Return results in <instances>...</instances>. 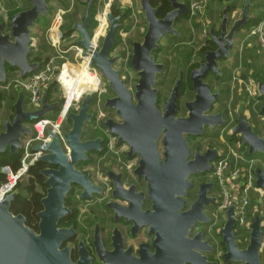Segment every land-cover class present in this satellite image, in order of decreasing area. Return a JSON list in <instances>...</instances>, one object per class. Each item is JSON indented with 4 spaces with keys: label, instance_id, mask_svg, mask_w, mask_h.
<instances>
[{
    "label": "water",
    "instance_id": "obj_1",
    "mask_svg": "<svg viewBox=\"0 0 264 264\" xmlns=\"http://www.w3.org/2000/svg\"><path fill=\"white\" fill-rule=\"evenodd\" d=\"M30 7L11 16L9 31H4L0 22V84L6 81L7 66L15 69L20 79L38 71L41 63L30 61L32 51V29L40 17L46 16L51 7L46 0H27ZM172 10L165 17L157 16L158 8L150 0H140L147 21V30L141 41H134L131 48L130 65L137 75L134 91L129 88L120 75L116 64L120 55L112 56L118 29L124 17L122 11L115 16L107 13L109 24L101 46L90 48L92 38L88 28L92 19L94 0H88L83 22L73 21L72 29L78 32L80 39L76 44L89 55L91 66H95L113 91L112 97H105L103 109L110 110L112 116L103 121L108 133L117 138V144H126L127 157L138 156L134 175L143 180L147 187L145 192L128 196L121 189V176L112 170L110 164L105 176L115 183L114 198L122 197L130 201V209L124 214L126 222L131 225L132 234L144 230L153 236L152 244L142 243L137 254L132 248L108 252L102 245L98 225L95 229V246L100 260L104 264H221L212 261L210 254L213 245L204 237L202 231H195L211 223L206 208L216 202L210 194L214 182L202 180L196 185L194 199L189 201L190 191L194 186V177L212 171V163L223 151L207 147L204 150H192L189 137H201L206 130L222 129L226 126L223 111L213 112L221 93L214 92L208 81V74L222 76L218 61H232L237 32L252 19V0H245L242 15L229 27V10L235 0H229L222 10L220 32L216 34L209 23L210 40L215 50H205L203 62L190 72L193 97L184 101V115H179V101L182 87V65L165 102L159 107V90L156 87L158 77L165 71V64L158 62L154 52L160 49L163 37L172 35L180 37L181 32L175 25L188 14V5L182 0H167ZM109 1L105 3L107 8ZM56 81V80H55ZM48 83L42 91L40 107L26 110L23 104L26 92L22 86L16 88V101L13 105L15 115L12 121H5L0 131V154L15 156L21 151L23 137L33 135L31 123L53 114L63 103L50 102ZM256 90L264 98V80L256 79ZM94 92L83 95L79 108L69 113L70 128L62 133V138L47 131L46 141L32 145L33 153H40L35 163L46 165L40 174L45 178L47 187L41 199L42 210L37 214L38 229L27 224L23 214H14L11 205L20 195L14 190L0 201V264H92V257L80 240L79 259L73 260L72 248L64 244L76 235L74 228L60 227L62 218L71 214L66 205L68 194L73 186L80 188V198L90 200L101 194V188L91 179L90 173H84L78 164L89 159L90 153L103 151L104 138H84L87 124H91L94 113L90 110ZM1 99V94H0ZM264 114V105L261 107ZM237 122L227 129L228 136H238L240 147L248 155L262 154L264 160V135L254 130L247 119L243 104L236 107ZM264 127V119H263ZM256 185L264 189V167H255ZM232 196L224 210L225 220L217 233L225 245L221 255L223 264H264L262 214L257 205L252 209V220L248 225L249 241L240 248L235 233L237 220L236 207L239 203L241 183L228 182ZM1 185V181H0ZM135 189V185H132ZM150 206L142 208L145 198ZM120 216V215H118ZM118 216L116 219H118Z\"/></svg>",
    "mask_w": 264,
    "mask_h": 264
},
{
    "label": "rangeland",
    "instance_id": "obj_2",
    "mask_svg": "<svg viewBox=\"0 0 264 264\" xmlns=\"http://www.w3.org/2000/svg\"><path fill=\"white\" fill-rule=\"evenodd\" d=\"M107 1H109V3H110V0H98V13L96 14V17H95L97 19V24H96L97 28L96 27L94 28V36H95V31L97 33H100L99 41H96V40L93 41L94 36L92 38V44L97 49L101 46L103 37H104L106 31L108 30V26H109L107 21H106V25H105V22H104L105 21L104 20V17H105L104 13L106 11H111V7H112V6L110 8H106L105 7V3ZM113 1H112V3L114 4L116 0H113ZM182 1L186 2L187 0H182ZM118 2H119L118 4L120 5V7L122 8V11L124 12V14L127 11L131 12L129 14V16H128V19L125 20L124 23H121V26H120V28L118 30L119 37L121 38L120 42L123 39H125L126 42H127V45L129 44V48H132V43L134 41H141L143 39V36H144L146 30H147V21L145 20L144 11L141 8L140 0H118ZM243 2H244V0H240L236 10L233 13L229 14V20H230L229 27L231 26L232 22L235 19L239 18L242 15ZM85 3H86V0H79L78 7L73 12H71V13L67 12L64 15V21L66 23L63 22L65 24V26H64V28L62 30L63 33H65V30L67 29V27H69V25L71 23V21H69V19H68V16L74 14V16H75L74 20H76L78 22H83V17L85 18L86 9H87V4L85 5ZM48 4L51 7L50 12L46 16L40 17V19L38 20L40 22H37L38 24L36 26V29L38 31L34 30L33 34H35V35H32V38H34L33 42H32L33 43L32 47L34 48V50L37 49L38 42H40V39L42 38V36H45V39L47 38V40H48V37H46V35H47V29H48L49 21H50L52 15H53V9L56 6H60V4L58 3L57 0H49ZM223 5L224 4L221 1L220 3H218L217 8H221V7H223ZM29 7H30V4H29V2L27 0H0V22L4 24V31L5 32L9 31V21H10V18L12 16V14L16 13L17 11L25 10V9H27ZM181 24L182 23L178 22L177 25H175V27L178 30H180V32L182 33L181 36L179 37L180 39H182L180 41V43L174 42V40H173L174 37L172 35H168L166 37H163L161 42H160L161 46H160V49L158 50L159 53L155 57V58H157L158 62H161V63L165 62L166 64L169 62V64H170V65L168 64L169 65L168 72H166V74H165L166 78L162 79V76L165 73L164 72L162 75L159 76L158 84L156 86L158 88V90H159V99H158L159 102L158 103H159V107H161V109H163V107L165 105V102L167 100V97L169 96V94L171 92V89L174 86V82H175V79L177 77V74H178L179 68H180L179 67L180 65L178 64V62L176 61V59L174 57L176 52H170L169 49L171 47L175 48L177 46V44H179L182 48L187 46V48H186V50L184 52V55H186L187 52L190 50V47H191L190 46L191 39L189 37L187 39H185L184 37H187L185 35V33H186L187 30H190L191 27H193V29H194V40L192 41V44L194 45V48L195 47L197 48V50H195V52H193V53L191 52L190 58L187 61V64L182 66V69H183L182 73L185 75L184 77L186 79V82H185V85H184L185 89H187V90L192 89L191 85H190V82H189L190 72L194 68L199 67L200 63L203 62V58H204L203 57L204 56V52H203V56H201L200 52H199L203 47H205V46H202V44H205V41H202V39H201V38H203L201 36L202 35L201 34V24H198L199 25L198 28H196V24L194 26H191V24H189L187 22H185L184 25H181ZM180 26L182 27V29L180 28ZM217 27H219V25ZM218 31L219 30H217L215 32L219 33ZM250 32H251V29H246V28H242V29H240L237 32V34L235 36V46H234L235 48L231 52V55L233 56L232 63H230L229 61L225 60V61L221 62V65H220L221 68L229 69L231 67V69L233 71V69L235 67L239 66L240 62H241V67L239 69L240 72L242 74L247 72L248 65H244L243 59H242L243 56L237 55L236 53H240V52H237L236 50L239 49V47H241V41H242L243 35H247ZM208 37H209V35L206 38H208ZM206 38H204V39H206ZM79 39H80V36H79L78 32H75L70 38H65L61 42L60 45L62 47V50L66 49L68 51L67 55H68L69 59H70V57L74 58V62H72L71 60H69V61L67 60V62H66L67 64L64 63L65 65L63 64L64 66H63L62 69H64L67 66V67H72V68H74L75 70H77L79 72L83 67H85L89 71V68H88V63H89V60H90L89 59V55H86L85 54V50H82L79 47V45L76 44V41H78ZM253 39L255 40L256 37H253ZM47 40H46V42H47ZM50 46H52V45H50ZM78 49H80L81 51H79ZM54 52H56V53H54ZM125 52H126V48L124 47V44L122 42L119 46H117V48H115L114 51H112V56L120 55V57L118 59V62L116 64V69L119 70L121 77L126 80L127 85L129 86V88L133 90L134 89V85L137 82V75L133 71V69L131 68V65H130L131 57L129 58L128 66H127V69L125 70V68H124L125 61H124V57H123ZM50 54L52 55L51 58L55 59L58 62V58H59L58 54L59 53H58V51L55 48L52 47V49L50 50ZM252 55L255 56V58L258 59V60H257V62L256 61H251V63H253L257 68H259L261 66H264L263 64H261V62H263L262 58L256 57V52L252 53ZM252 55H249V59H253ZM30 61H32L31 58H30ZM259 61H261V62H259ZM68 62L72 63V64H69ZM196 65H198V66L195 67ZM10 69L11 68H9L7 66V71L8 72L10 71ZM184 70H185V72H184ZM252 70H253L254 73L256 72L254 67H252ZM91 74L96 77L95 74H93V73H91ZM98 74H99V79H100L99 92L98 93H94L93 100H92V103H91V108L92 109H90L93 113H94V110H96V113H94V118L92 119L91 124L90 123L87 124L86 127H92L95 130L96 137L102 136L104 139H108L109 138V136H108L109 133H108L107 129L105 127H103V125H102L104 120L102 121V119H98V118H101V117H99L100 114L97 111V106H98L97 104H100V102H101L102 106H103L104 98L105 97L106 98L107 97H112L114 95V93L109 88L108 83L102 77V75L100 74L99 70H98ZM248 75L250 76L251 74H248ZM11 77L14 78V76H11ZM250 77L253 78V76H250ZM182 78H183V75H182ZM161 81L162 82L164 81V82L161 83ZM56 84H57V88L59 90H57L55 94L60 96L61 98H63L64 94H65L64 88H63V83H61V82L59 83L58 81H56ZM229 84H230V87H231V80L229 81ZM3 85H4V83L0 84V88H1L0 91L1 92L4 91L2 89ZM215 86L216 87H215L214 92L221 93V91H220L221 89L218 88L219 86L218 87H217V85H215ZM236 90H239L243 94L242 96H245L243 87L237 86ZM1 92H0V94H1ZM84 94L85 93H82L81 94L82 97L80 98V100L73 104V108L70 110V112L71 111H75L76 112V110L80 106V102H81ZM95 96H96V98H95ZM230 96H231V92L229 93V97L227 99H225V100H222V99L220 100V97H219L218 103L215 104L213 112L217 113L219 111H224L225 108H227V106L229 105L226 102H228ZM94 98H95V101H94ZM181 98H182L183 102L187 101V100L188 101L191 100L190 98H186L185 96H181ZM235 100H236V96L234 97V99L232 101L233 106H234ZM240 100L244 101V99H241V98H240ZM242 104L244 106V102ZM61 107L62 106H60L58 111H55L54 116H56V117L58 116V114L61 111ZM236 107H237V105L234 106L235 114H236ZM102 110H104V112L106 113V117L112 116V114H113L112 112H109L110 110H105L103 108H102ZM244 110H245V107H244ZM183 111H184V113H182ZM225 113H226V110H225ZM179 114L180 115H184L185 114V109L184 108L181 109ZM254 119H256V118H254ZM258 120H253L251 123L253 125L254 130L257 131L258 133H260V131L264 130L263 123H262L263 120L262 121H258ZM0 122H2V121H0ZM236 122H237V115H236ZM70 126H71V121H70L69 116H68L67 121L64 124V127H66V129H68V128H70ZM227 129L224 130V133L220 134L221 135V140H222V145H219V143H217V142H219L218 140H214V142H212L209 138H206L205 136H207V135L204 134L202 136V138L205 137L206 139L203 138L201 140L202 143H203V145L201 146V150L202 149L204 150L207 147L219 148V149L223 150L224 141L226 140V137L228 135L227 134ZM220 131H222V130H220ZM208 134H209V132H208ZM83 137H85L84 134H83ZM112 137H115V136H112ZM196 138H198V137H194V139L189 140L191 148H192V145L195 142L199 141V139H196ZM112 139H114V142L116 143V146H115L114 149H116V152L119 155L120 165H117L116 160L114 158H110L109 156H107L104 159V161L107 162L104 169L107 170L108 165L110 164V167L112 168L113 171L117 172V171H126L127 170V171H129L131 173L132 170H133L134 164H136V166L138 164V160H139L138 156H136L135 159L131 163H127L128 160L125 158L126 151L128 150L127 145L126 144L118 145L117 144V138L115 137V138H112ZM214 143H216V144H214ZM106 152L107 151L102 153V155H107ZM248 156H252V155H248ZM253 157L254 158L257 157V158L261 159V161H262V163L264 165V160L262 159V154L257 153L255 155H253ZM19 160H21V158H19ZM88 161L89 160L80 162L78 164V168L81 170L82 167H86L87 165H85V164ZM88 165H90V166L93 165L94 166L93 172L95 174V178L96 179H97V177L98 178L106 177L105 174H104L105 172H103L105 170L99 169V167L97 166L96 163H91V164H88ZM113 165H114V167H113ZM127 167H129V168H127ZM209 175H211V172L207 173V174L206 173L203 174L202 175V179H206L207 180ZM196 177H198V176H196ZM28 179H29V176H25L23 181L18 184L16 190H18L20 192V195L24 194V190H25L24 189V184L27 183ZM212 192H214V194H215V193L219 192V189L217 190V188L215 187V190L213 189ZM191 195H190V197H191ZM193 198H194V196H193ZM220 202H221V198H220ZM254 205L258 206L260 212L264 208V189H262L260 196L253 200V207H254ZM219 206H220V203H219ZM81 207H83V206H81ZM206 212H207V214L209 215V217L211 218L212 221L215 220L214 213H213L212 210H210V209L207 210V208H206ZM213 223L211 222L210 224H207V225H205V226H203L201 228H203V229H205V228L206 229H211V233L209 235H212V237H216L217 238V236H216V235H218L217 229L214 228L215 226L213 227ZM216 228H217V226H216ZM85 230H83L85 235L82 234L79 237L81 241L86 240V238L88 240L89 237H87V236L91 235V232H90L91 229H90L88 235H87L88 231L86 230L87 232H85ZM81 233H82V231H81ZM220 248L222 249V246H220ZM224 251H225V247H224V250H222L221 252L223 253ZM209 256H210L211 259H212V257H215V259L217 258L213 254H210ZM219 261L223 263V261L221 260V256L220 255H219Z\"/></svg>",
    "mask_w": 264,
    "mask_h": 264
},
{
    "label": "built area",
    "instance_id": "obj_3",
    "mask_svg": "<svg viewBox=\"0 0 264 264\" xmlns=\"http://www.w3.org/2000/svg\"><path fill=\"white\" fill-rule=\"evenodd\" d=\"M78 1L79 0H68V6L64 7L60 5L54 7L53 15L48 24L46 35V37H48L47 41L50 45H52L53 48L58 51L60 58H64L63 54L68 52L63 51L60 45L63 41V31L61 29L64 24V15L67 12H73L78 5ZM112 1L113 0H110L107 8H110L112 6ZM212 1L213 0H187L189 9V24H191V26H194L195 24L198 26V24H201V34L204 38L208 36V28L205 26V19L207 16L206 11L210 7ZM107 13L108 11L104 13L105 25L107 21ZM190 29H192V32H194L193 27H191ZM249 34H252L257 38L260 49L264 51V4L262 19L257 26L251 29V32ZM99 35L100 33H97L95 31V36L93 32L91 38H93L94 36L93 41H99ZM189 38L192 40L191 37ZM122 42L124 44V47L126 48V52L124 54V68L126 70L129 58L131 57V48H129V44L127 45L125 39H123L119 43V45ZM78 50L81 51L80 49ZM56 66H59L58 62L55 59L51 58V60L44 63V65H42L38 71L34 72L30 78L22 80L18 77V75H16L14 78L10 77L9 81L2 86V89L8 90L13 86H22L29 94V109H37L40 107V99L43 88L48 83H52L56 80V78L54 77V69ZM240 67L241 62L240 65L235 68V71L233 72L231 77V96L228 102H226L229 105L227 106V108H225L227 122L223 130L233 126L236 123V114L232 101L236 96L237 86L244 88L245 96L243 102L245 107V114L250 117L256 118V120L259 119L258 121L263 120L262 114H260L259 112L261 99L256 90V81L250 76L242 78L241 72L239 70ZM88 68L91 73L96 75L100 85L98 69L95 66H91L89 63ZM98 92L99 89L95 91V93ZM81 97L82 95L79 98L69 102L68 97L64 94V100L61 104V111L57 117L52 118L45 116L32 123L31 127L33 130V135L24 137L22 142V156L19 168L17 170H14L10 165H5L0 169V174L4 175V180L1 181L0 185V201H2L7 195L16 190L18 184L23 181L25 176H29V169L35 164L36 159L40 155V153L32 152V145L39 141H46L48 138L47 131L49 129H51L53 133L58 134L62 138V133L65 131L64 124L67 121L68 114L73 108V104L75 102H78ZM100 104H97V111L100 114L99 117H101L98 119H102L103 121L106 118V113L104 112V110H102L103 106L101 102ZM94 113H96V110H94ZM108 136V147L106 150L108 152L107 154H112L113 158L116 160L117 165H120L119 155L117 154L116 149H114L116 143L114 142V139H112L115 137H112L109 134ZM256 165L257 163L255 158L252 156H248L247 152L240 147L239 143H233L227 140L224 141L222 156L218 157L214 163L213 175L215 176L219 186L221 209L225 210L228 207L232 196V189L229 186L228 182L231 181L233 183L242 184L240 187L239 203L236 207L237 219L241 225H244L246 222L248 223L250 206L253 203V200L260 196L262 191V189L259 188L255 183Z\"/></svg>",
    "mask_w": 264,
    "mask_h": 264
},
{
    "label": "flooded vegetation",
    "instance_id": "obj_4",
    "mask_svg": "<svg viewBox=\"0 0 264 264\" xmlns=\"http://www.w3.org/2000/svg\"><path fill=\"white\" fill-rule=\"evenodd\" d=\"M117 48V47H116ZM215 46L213 49L210 50H215ZM209 50V49H208ZM124 57V56H123ZM225 61L224 60H220L218 61V65L220 67L221 62ZM223 72L222 76H216L215 74H208L205 78L206 81H208L211 85L212 90H215V85H217L216 81H218L219 83L225 82L228 76V72L227 69L225 68H221ZM10 75L11 72L7 71V77H6V81L4 82L7 83L10 79ZM32 75L27 76L25 79L30 78ZM16 86H13L11 88H9L8 90H4V91H0L1 92V99H0V131L2 130V124L5 121H12L14 115H15V110H14V103L16 101ZM219 89L222 88V86L218 87ZM1 90V88H0ZM222 91V90H220ZM26 92V91H25ZM194 93V91H193ZM58 96V95H57ZM221 98V96H220ZM28 102H29V94L26 92V100L23 104V108L28 110L29 106H28ZM183 101L182 98H180L179 101V113L180 110L183 109ZM218 103V101L216 102V104ZM214 110V109H213ZM225 113V110L223 111ZM184 113V111L182 112ZM180 115V114H179ZM226 115V113H225ZM263 119H264V115H262ZM32 125V124H30ZM209 132V134H208ZM221 133H224V130L220 131V129H216L213 131H208V129L206 130L205 134L207 136H205L206 138H209L212 142H214V140H218L219 145H222V140H221ZM260 133L262 135H264V130L260 131ZM228 136V135H227ZM203 137V138H205ZM202 136L198 137L196 139H199L198 142H200L201 146L203 145L202 143ZM205 138V139H206ZM238 138V142L240 145V139ZM24 139V137H23ZM190 140L194 139V137H189ZM106 142V139H104V143ZM216 144V143H214ZM104 146H103V151H104ZM197 149V148H195ZM201 150V148H198ZM192 150H194L193 146H192ZM203 150V149H202ZM244 150L247 152V150L244 148ZM102 151V152H103ZM223 151V150H222ZM101 152V153H102ZM101 153H99L100 155H97L96 153H90L89 154V161L86 162L85 165H87L86 167H82V171L84 173H90L91 174V179L93 180V182L98 185L101 188V194L100 195H94L92 197V199L90 200H83L80 198V189L78 186H73L71 188V192L68 194V198L66 201V205L69 207V209L71 210V214H69L68 216L64 217L61 219L60 221V227L62 228H74L76 230V235L71 237L65 244L64 246H70L72 248V258L73 260H78L79 259V244H80V235H85L83 230H85V232H87V235L89 234V231L91 229V235L87 236L89 237V239L87 240H83L82 242L84 243L85 248L88 250L89 255L92 257V264H104L99 256H98V252L95 246V229H96V225H98V229H100V233H101V237H102V245L104 247V249H106L108 252H114L116 250H127L128 248H132V252L136 255L137 254V249L138 246H140V244L142 243H150V245L152 244L153 241V236L147 234L144 230H140L137 234L133 235L132 234V229H131V225H129L124 217V214L130 209L131 205H130V201L123 199L122 197L119 198H114V191L116 190L115 188V183L112 182L111 180H109L107 177L104 178H95V174L93 172L94 170V166L93 165H88L91 163H96L97 166L99 167V169L101 170H105V166L106 163L104 161V159L109 156L110 158H113L112 154H107V155H102ZM108 153V152H106ZM248 154V153H247ZM136 156L134 157H127V155L125 156V158L128 160L127 163H131ZM253 157V156H252ZM261 157V156H260ZM263 159V158H262ZM257 165H263L261 159L259 158H255ZM214 163L215 161L212 163L213 167H212V171H211V175L208 176V179H202V178H198V179H194V186L190 191V195L191 197H189V201L193 200V196L195 194V189H196V185L197 183H199L202 180H206V181H211L215 183L214 186V190L215 187L217 188V190L219 189L218 183L216 181L215 176L213 175V169H214ZM262 163V164H261ZM256 165V166H257ZM114 167V165H113ZM136 164H134L133 170L130 173L129 171H115L116 174L121 176V189L118 188V191H123L125 194H127L128 196H135V194H140L141 192H145L146 191V183L143 180H138L137 177L134 175V170H135ZM106 171V170H105ZM103 171V172H105ZM207 174V173H206ZM132 185H135V189L132 188ZM211 196L217 197L215 204H212L211 206L207 207V210L210 209L213 211L214 213V217L215 220H211V222L213 223V227L215 229L216 226L217 227H221L224 223L225 220V214H224V210L221 209V207L219 206L220 202V194L219 192L215 193L212 192L210 194ZM193 198V199H192ZM83 206V207H81ZM150 206V200L146 197L143 200L142 203V208L146 209ZM252 209H253V203L250 206L249 212L250 215L248 216V223L246 222L244 225H241L238 222V219L236 220L235 223V233H236V237H237V242L240 245V248H244L247 246L248 241H249V230H248V225L252 220ZM261 214H262V222H263V230H264V208L261 210ZM120 215V216H118ZM118 216V219H116ZM82 231V233H81ZM197 231H202L204 233V237L206 239H208L211 244L213 245V252L211 254L215 255L217 258L215 259V257H212V261H219V255H222V250H224L225 245L223 244L221 237L219 235H216V237H212V235H209L211 233V229H203V228H199L195 230ZM242 236L246 237V241H242ZM220 246H222V249L220 248ZM123 250V251H124ZM263 250H264V235H263V243H262V248H261V254H263ZM223 264V263H221Z\"/></svg>",
    "mask_w": 264,
    "mask_h": 264
},
{
    "label": "trees",
    "instance_id": "obj_5",
    "mask_svg": "<svg viewBox=\"0 0 264 264\" xmlns=\"http://www.w3.org/2000/svg\"><path fill=\"white\" fill-rule=\"evenodd\" d=\"M46 1L49 3V0H46ZM57 1H58V3L60 5H62L64 7L68 6V0H57ZM253 1H256V0H253ZM150 2L152 4V6L158 8L157 16L159 18L165 17V15L172 10L170 2L167 1V0H150ZM239 2H240V0H236L233 3V5L231 6V8L229 10V14L233 13L236 10ZM87 3H88V0H86L85 5ZM118 3H119L118 0H116L115 3L111 7V11H112V13L115 16H119L120 13L122 12V8L120 7V5ZM186 3H187V1H186ZM77 7H78V5L76 6V8ZM18 12H20V11H17L16 13H18ZM16 13H14V14H16ZM97 13H98V0H94L93 10H92V19H91L90 26L88 28L90 36L93 35L94 28L96 27V24H97V19L95 18ZM130 13L131 12H129V11H127L125 13L124 17L121 20V23H124L125 20L128 19V16H129ZM14 14H12V15H14ZM188 18H189V13L186 16L181 17L176 22V25H177L178 22L182 23L181 25H184V23L186 21H188L187 20ZM68 19H69V21H71V23H70L69 27H67V29L65 30V33H63V40L65 38H70L76 32L75 30L72 29L73 21L75 19L74 14L68 16ZM260 19H261V11L258 12L257 14H254L252 19L246 24V26L244 28L252 29L253 27H255V26H257L259 24ZM83 20H84V17H83ZM38 22H40V21H38ZM64 23H66V22L64 21ZM64 26H65V24H63L61 30H63ZM196 27H198V26L196 25ZM180 28L182 29L181 26H180ZM187 32L188 31H186V33ZM186 33H185V35H186ZM215 33L218 34L217 32H215ZM184 38L187 39L188 37H184ZM120 40H121V38L119 37V34L117 33V39H116V43H115V45L113 47V50H115V48L119 45ZM173 40L176 43H180V41L182 39H180L179 37H174ZM214 46H215V44L208 37L206 39L205 47H203L199 51L200 55L203 56V52L205 50L213 49ZM254 47L255 48H253L252 53L256 52V57L262 58V60H263V62H261L262 60L259 61V62H261V64L264 65V51H261L259 46L258 47L254 46ZM186 48H187V46L182 48L179 44H177V46L175 48L171 47L169 49L170 52H176L174 57H175L176 61L178 62V64L182 65V66L187 64V61L190 58L191 52L192 53L195 52L194 46L193 47L191 46L190 50L187 52V54L184 55V52H185ZM51 49H52V46H50L46 42L45 36H42V38L40 39V42H38L37 49L34 50V48L32 47V51H31V53L29 55V58H31L32 61H38V62L41 63V65H44V63H46L49 60H51V56H52L50 54V50ZM63 51H67V50L65 49ZM54 53H56V52H54ZM67 53L68 52L63 54L64 58H60V57L58 58L59 66H62L64 63L67 62V60L68 61L71 60L72 62H74V58L70 57V59H69ZM158 53H159L158 50L155 51L154 52V56L156 57ZM236 54L239 55V53H236ZM58 56H59V54H58ZM252 57H253V59H248L247 55L244 56L243 63H244V65H248V68H247V72H245L244 74L241 73V77H243V78L244 77H248L249 76L248 74H251L250 76H253L254 80H256L257 78H259L261 80H264V66H261V67L257 68L253 63H251V61H256L257 62L258 59H256L255 56H253V55H252ZM156 60H157V58H156ZM164 64L166 66H165V71H164L165 73L162 76V79L166 78L165 74H166V72H168V68H169V65H170L169 62L167 64L164 62ZM197 66L198 65H196L195 67H197ZM252 67H254V69L256 71L255 73L253 72ZM231 71H232V69H227L228 76H227V79H226L225 82L219 83L218 81H216L217 87L218 86H222L220 100L221 99L225 100V99H227L229 97V93H230L229 81L231 80V77H232V72ZM10 72L13 73V69H10ZM184 72H185V70H184ZM182 75H183V78H182V87H181L180 98H181V96H185L186 98H190L191 99L193 97V92H192L193 88H192V83H191L190 77H189V82H190V85H191L192 89L187 90V89L184 88V85H185V82H186V79L184 77L185 75L183 73H182ZM163 82L161 81V83H163ZM57 90H59V89L57 88L56 81H53L51 83V85L49 86V95L48 96H51V94L56 93ZM95 98H96V96H95ZM95 98H94V101H95ZM260 99H261V106H259V112H260V114L264 115L261 112V107L264 105V98L260 97ZM60 105H61V103H60ZM64 129L66 130V127H64ZM84 136H85L84 138H95L96 137L95 130L92 127H86V129L84 131ZM226 138L228 140H230L231 142H233V143H237L238 142L237 136H232V137L227 136ZM103 146L105 148H104V151L102 153H104L107 150V147H108L107 139H106L105 143L103 142ZM192 146H193L194 149L195 148H201L200 142H195ZM96 154L100 155L99 153H96ZM21 156H22V151H19V153L17 155H15V156H11L8 152L5 153V154H0V169H1V167L5 166V165H10L14 170H17L19 168V166H20L19 158H21ZM44 167H46V165L43 164V163H35L29 169V179H28L27 183L24 184V189H25L24 190V194L17 196L15 198V200L13 201L12 205H11V211L14 214H23L26 217L27 224L31 228H34L36 230L38 229V220H39L37 214L43 208L42 204H41V199L45 196L46 189H47V187L45 185V178L40 174V171ZM197 178H202V176L199 175L198 177H194L193 179H197ZM3 180H4V175L0 174V181H3ZM241 239H242L243 242L246 241V237H244V236H242Z\"/></svg>",
    "mask_w": 264,
    "mask_h": 264
},
{
    "label": "crops",
    "instance_id": "obj_6",
    "mask_svg": "<svg viewBox=\"0 0 264 264\" xmlns=\"http://www.w3.org/2000/svg\"><path fill=\"white\" fill-rule=\"evenodd\" d=\"M221 1L224 4L223 7L217 8L218 3H220ZM221 1L220 0H213L212 1L210 7L206 11V15L207 16H206V19H205L207 28H209V23H211L212 26H213V28H214V31L219 30L218 32H220V25H221V20H222V10H223L225 4L229 0H221ZM244 2H245V0H244ZM244 2H243V5H244ZM263 4H264L263 0H256V1H253L252 0L251 15L254 16V14H257L258 12L261 11V19H262V15H263ZM243 5H242V8H243ZM261 19H260V21H261ZM186 22L189 23V21H186ZM37 24L38 23H35V25H34V27L32 29V35H35V34H33V32H34V30H37L36 29ZM218 25H219V27H217ZM198 27H199V25H198ZM187 31L188 32L186 33V36L192 38V40L190 41V46L193 47L194 45L192 44V41L194 40V32H192V29L187 30ZM208 35H209V30H208ZM253 37H255V36H253L252 34L251 35L250 34L243 35L242 41H241V47H239V49L236 50L237 52H240L239 53V56H243V60H244V56H246V55H247V57L249 59V55H252V50H253V48H255L254 46H257V47L259 46V44L257 42V38L254 40ZM32 39H34V38H32ZM201 39H202V41H205V44H206V39L207 38L204 39V37H203ZM209 39H210V35H209ZM46 40H47V38H46ZM47 43H48V41H47ZM205 44H202V46H205ZM32 46H33V44H32ZM194 50H197V48L195 47ZM229 62L232 63V61H229ZM69 64H72V63H69ZM70 68L71 67H67L66 66L62 70V72L60 73V77H59L61 83H63L64 92H65V95L68 97L69 102H71L72 100L77 99L82 93L95 92V89L93 88L92 83L90 81V78H92L94 75H92L85 67H83L79 72L77 71L76 76H75L74 79H70L68 77V73L70 71ZM235 68L233 69V71H231L232 74L235 71ZM229 69H231V67ZM16 75H18V74H17L16 70L13 69V73H11V76H14L15 77ZM28 76H30V75H28ZM231 84H232V81H231ZM230 89H231V87H230ZM48 95H49V88H48ZM240 98L241 99H244V96H242L241 92H239L238 90H236V100L234 102V106L243 103V101L240 100ZM49 99H50V102H55V101L61 100L62 98L60 96H57L54 93V94H51V96H49ZM28 110H30V109H28ZM57 110H59V109H57ZM54 113L51 114V115H47V116L48 117L55 118L56 116H54ZM245 115H246L247 119L250 122H252L253 120H256L253 117L248 116L247 114H245ZM225 117H226V115H225ZM223 129L224 128H222L220 130H223ZM226 140L227 141H230L227 138H226Z\"/></svg>",
    "mask_w": 264,
    "mask_h": 264
},
{
    "label": "bare ground",
    "instance_id": "obj_7",
    "mask_svg": "<svg viewBox=\"0 0 264 264\" xmlns=\"http://www.w3.org/2000/svg\"><path fill=\"white\" fill-rule=\"evenodd\" d=\"M106 16H107V14H106ZM105 20V19H104ZM105 22V21H104ZM94 48H96L93 44H91V48H90V53H91V55H92V52H93V49ZM89 59H90V57H89ZM63 66L64 65H62V66H56L55 67V69H54V77L56 78V80L59 82L60 81V73L62 72V68H63ZM76 73H77V70H75L74 68H70V71H69V73H68V77L70 78V79H74L75 78V76H76ZM90 81H91V83H92V86H93V88L95 89V91H97L98 89H99V82H98V80H97V78L96 77H92V78H90ZM61 82V81H60ZM95 93V92H94Z\"/></svg>",
    "mask_w": 264,
    "mask_h": 264
}]
</instances>
